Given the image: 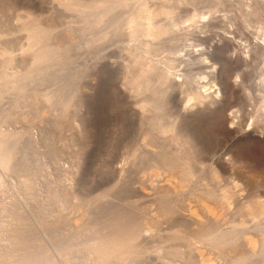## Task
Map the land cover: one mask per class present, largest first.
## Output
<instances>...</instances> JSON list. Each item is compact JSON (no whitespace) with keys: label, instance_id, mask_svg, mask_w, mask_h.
I'll return each mask as SVG.
<instances>
[{"label":"rangeland","instance_id":"1","mask_svg":"<svg viewBox=\"0 0 264 264\" xmlns=\"http://www.w3.org/2000/svg\"><path fill=\"white\" fill-rule=\"evenodd\" d=\"M0 264H264V0H0Z\"/></svg>","mask_w":264,"mask_h":264},{"label":"bare ground","instance_id":"2","mask_svg":"<svg viewBox=\"0 0 264 264\" xmlns=\"http://www.w3.org/2000/svg\"><path fill=\"white\" fill-rule=\"evenodd\" d=\"M191 102V101H190Z\"/></svg>","mask_w":264,"mask_h":264}]
</instances>
